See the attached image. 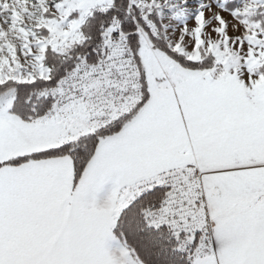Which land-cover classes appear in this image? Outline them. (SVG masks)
Wrapping results in <instances>:
<instances>
[{"label":"snow or ice","instance_id":"1","mask_svg":"<svg viewBox=\"0 0 264 264\" xmlns=\"http://www.w3.org/2000/svg\"><path fill=\"white\" fill-rule=\"evenodd\" d=\"M0 264H264V0H0Z\"/></svg>","mask_w":264,"mask_h":264}]
</instances>
